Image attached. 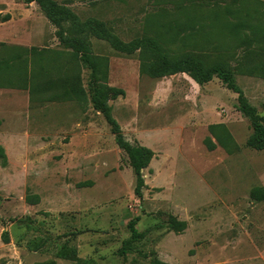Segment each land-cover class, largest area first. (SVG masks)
<instances>
[{"label":"rangeland","instance_id":"obj_1","mask_svg":"<svg viewBox=\"0 0 264 264\" xmlns=\"http://www.w3.org/2000/svg\"><path fill=\"white\" fill-rule=\"evenodd\" d=\"M223 6L0 0V264H264V13Z\"/></svg>","mask_w":264,"mask_h":264},{"label":"trees","instance_id":"obj_2","mask_svg":"<svg viewBox=\"0 0 264 264\" xmlns=\"http://www.w3.org/2000/svg\"><path fill=\"white\" fill-rule=\"evenodd\" d=\"M25 1L32 2L34 0H25ZM37 1L40 4H44L46 0H37ZM157 1L176 3L179 1L193 2V1H204V0H157ZM213 1L216 3H223L224 5L223 9L225 12L231 14L233 18L241 19L239 22H234L235 28L238 27V28L251 29L252 34H256L254 24L253 23L250 24L248 21L252 20L250 16H252L253 13L263 14L264 11L260 12L259 10L252 8L249 2L256 1L260 3L264 10L263 1L261 0H241V2H243L245 5L240 8H232L230 6L231 2H228V0H213ZM240 14L242 15L244 14V16L240 17ZM248 17L249 19H247ZM147 43L151 45L154 50L161 53L160 48L158 47L154 39L148 38ZM117 45L120 46L121 44L118 43ZM123 48H126V47H123ZM161 57L163 59V66L165 67L166 72L169 71V73H175L181 70L182 67L180 66L179 62H176V64L174 65H169L166 57L163 55H161ZM186 64L188 65L185 67L187 68L186 70L196 80H198L201 83L204 81L210 80L214 74H217L218 76L223 78L225 81H227L228 79L227 75L223 73L222 68H207V67H203L200 64H194L190 60H188ZM239 100L241 104V110L252 120V123L255 126V133L253 137L251 138V144L261 147V148L264 147V127L259 124V121L262 120V117L257 113L256 109L246 101V99L243 97L242 94H240ZM124 148L126 149L129 155L131 166L133 167V170L136 174V178H137L136 192L140 193V189L144 185L142 169L144 166H146V164H148L153 153L149 148L140 146V145L126 144ZM0 158L2 159L3 163H6V155L4 153L2 146H0ZM132 235L134 238L137 237L138 235V230L134 226H132Z\"/></svg>","mask_w":264,"mask_h":264}]
</instances>
